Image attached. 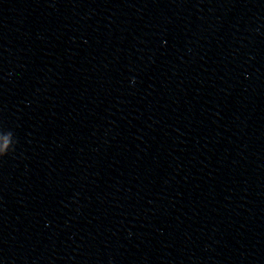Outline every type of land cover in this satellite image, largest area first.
Listing matches in <instances>:
<instances>
[{
    "label": "clouds",
    "instance_id": "clouds-1",
    "mask_svg": "<svg viewBox=\"0 0 264 264\" xmlns=\"http://www.w3.org/2000/svg\"><path fill=\"white\" fill-rule=\"evenodd\" d=\"M6 148H7V144H5L4 149H0V152H4V155L8 153V152L5 151ZM2 156H3V155H2Z\"/></svg>",
    "mask_w": 264,
    "mask_h": 264
}]
</instances>
